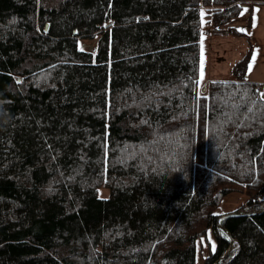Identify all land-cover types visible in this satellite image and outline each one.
Returning a JSON list of instances; mask_svg holds the SVG:
<instances>
[{
	"label": "trees",
	"instance_id": "obj_1",
	"mask_svg": "<svg viewBox=\"0 0 264 264\" xmlns=\"http://www.w3.org/2000/svg\"><path fill=\"white\" fill-rule=\"evenodd\" d=\"M263 1L0 0V264H213L249 210L219 264H264V83L201 80Z\"/></svg>",
	"mask_w": 264,
	"mask_h": 264
},
{
	"label": "rangeland",
	"instance_id": "obj_2",
	"mask_svg": "<svg viewBox=\"0 0 264 264\" xmlns=\"http://www.w3.org/2000/svg\"><path fill=\"white\" fill-rule=\"evenodd\" d=\"M206 19L205 16L201 44V80L234 79L233 67L246 54H250L246 77L264 79V1L244 4L237 16L224 23L214 25ZM246 199V194L233 192L224 197L222 207L226 210L235 209ZM209 248L211 249L209 242H203L201 252L199 250L197 253V264L203 262L200 253L206 254L207 250L210 251ZM231 251L223 259L228 258Z\"/></svg>",
	"mask_w": 264,
	"mask_h": 264
},
{
	"label": "water",
	"instance_id": "obj_3",
	"mask_svg": "<svg viewBox=\"0 0 264 264\" xmlns=\"http://www.w3.org/2000/svg\"><path fill=\"white\" fill-rule=\"evenodd\" d=\"M263 210H264V204L261 205V211H263ZM261 211H259V212H261ZM255 212H258V211H255V210H253V211L252 210H249V211H236V212L226 213L224 215H221L218 218V221L217 222H218L219 227L222 228L228 234V236L230 237V245H229V248L226 250V252L222 256H220L213 264H219L223 260L224 256L227 255L231 251V249L233 247V244H234V238H233L232 234L221 223V220L223 218L230 217V216H234V215H245V214H248V213H255Z\"/></svg>",
	"mask_w": 264,
	"mask_h": 264
},
{
	"label": "crops",
	"instance_id": "obj_4",
	"mask_svg": "<svg viewBox=\"0 0 264 264\" xmlns=\"http://www.w3.org/2000/svg\"><path fill=\"white\" fill-rule=\"evenodd\" d=\"M247 80H251V81H255V82H260V83H264V79H261L259 77H252L251 79L247 76L246 77Z\"/></svg>",
	"mask_w": 264,
	"mask_h": 264
},
{
	"label": "snow or ice",
	"instance_id": "obj_5",
	"mask_svg": "<svg viewBox=\"0 0 264 264\" xmlns=\"http://www.w3.org/2000/svg\"><path fill=\"white\" fill-rule=\"evenodd\" d=\"M251 68V65L249 66V69Z\"/></svg>",
	"mask_w": 264,
	"mask_h": 264
}]
</instances>
